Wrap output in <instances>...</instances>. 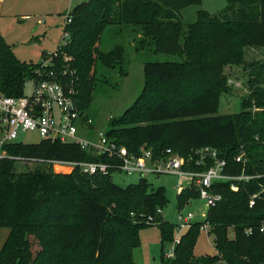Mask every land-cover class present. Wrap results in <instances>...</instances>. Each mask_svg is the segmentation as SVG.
<instances>
[{
    "label": "trees",
    "instance_id": "trees-1",
    "mask_svg": "<svg viewBox=\"0 0 264 264\" xmlns=\"http://www.w3.org/2000/svg\"><path fill=\"white\" fill-rule=\"evenodd\" d=\"M201 2L81 1L64 26L69 38L57 46L53 67L73 87L77 104L86 112L96 64L125 71L122 45L108 51L98 47L107 28L132 29L137 50L178 56V60L144 62L142 90L119 117L109 118L106 134L134 154L142 145L154 156L166 148L187 156L209 146L226 159L229 175L242 171L261 175L248 181L215 182L212 190L221 199L208 208L203 222L214 233L216 254L194 256L203 223L194 221L168 264H264V231L259 230L264 223V193L249 206L250 196L264 185V62L244 61L246 47H264V0H226L221 11L198 9L195 22L183 23L181 9ZM233 63L248 70V91L239 112L217 114L220 97L231 89L225 69ZM37 65L20 60L0 37V95L21 96ZM3 149L0 229L8 232L0 264H135L138 228L151 224L158 225L161 243L171 241L175 224L163 221L157 212L167 201L164 189H149L143 177L123 188L112 183L110 173L88 174L78 167L54 172L50 166L16 172L14 167L17 159L106 161L105 155L51 140L16 141ZM240 151L245 163L235 160ZM233 182L237 190L230 188ZM197 195L192 186L177 191L178 209Z\"/></svg>",
    "mask_w": 264,
    "mask_h": 264
},
{
    "label": "rangeland",
    "instance_id": "rangeland-1",
    "mask_svg": "<svg viewBox=\"0 0 264 264\" xmlns=\"http://www.w3.org/2000/svg\"><path fill=\"white\" fill-rule=\"evenodd\" d=\"M84 0H45L43 6L33 7L21 5L17 7L18 14L23 17L11 18V24L7 27L5 18L2 20V29L10 28L6 39L13 45L14 54L24 61L39 62L44 54L49 55L56 51L60 42L67 39L63 35L65 26V15L71 13L72 8ZM226 0H202L200 5H187L181 9L180 19L188 24L197 19V10L203 9L210 13H217L224 9ZM32 8V9H31ZM33 11H36L33 13ZM123 30V31H121ZM119 30L117 27H109L103 31L98 47L103 51L110 50L113 46L120 44L124 48L125 64L124 72L120 67L107 68L100 63L96 64L95 81L92 89V100L86 109V113L92 118V135L99 131H107L109 118L119 117L138 96L144 85V62L178 60V56L154 53L150 49L137 50L134 47L135 37L132 29ZM119 31V32H118ZM121 31V32H120ZM63 36V37H62ZM134 36V37H133ZM245 64L250 62H264V47H246L244 50ZM243 64H232L226 67L225 74L231 89L219 99L217 114H229L239 112L241 99L247 93L246 84L247 71ZM30 80L25 83L24 90L29 92ZM16 141L22 143H37L40 137L35 132H19ZM54 172H70L69 167L63 168L53 166L45 162L35 160L17 159L14 163L16 172L44 170L48 167ZM141 178L137 172L125 173L113 171L110 174L112 183L119 187L136 183ZM146 179L149 189L162 187L167 199L161 207L160 217L163 221L175 224L177 222V189L178 176L173 173H147ZM185 180L183 179V184ZM205 207L201 201L187 199L180 211H192L194 220H201L200 212ZM6 228L0 229V248L6 238ZM228 238H233V229L227 231ZM140 245L133 252L135 264H168L170 260L163 257V252L169 248V241H160V229L157 224L144 225L138 228ZM163 244V245H162ZM193 253L195 257L201 255H214V233L207 229H201L196 240Z\"/></svg>",
    "mask_w": 264,
    "mask_h": 264
},
{
    "label": "built area",
    "instance_id": "built-area-1",
    "mask_svg": "<svg viewBox=\"0 0 264 264\" xmlns=\"http://www.w3.org/2000/svg\"><path fill=\"white\" fill-rule=\"evenodd\" d=\"M70 19V13L67 12L65 25L70 22ZM63 35L68 37L59 43L60 46L65 45L69 38L66 30H63ZM57 56V49L49 55L43 53L42 59L35 68V76L29 79L32 83L29 92L24 91L21 96L0 95V157L6 155L3 146L16 142L19 132H35L40 140L73 143L82 149L92 150L96 155H105L107 160H31L66 169L69 167V171L78 167L88 174H111L113 171H121L137 172L141 177L147 173L177 175V191L187 186L194 187L198 193L195 200L201 201L205 209L200 212L201 220H194L192 211L178 210L173 237L169 241V248L163 252V257L171 260L175 255L176 245L180 243L181 236L192 222H203L208 208L221 199L220 194L213 192V184L229 179L248 181L256 175L245 174L243 171L237 176L229 175L225 168L226 159L219 157L216 150L209 146L197 148L187 156H182L171 148H166L154 156L151 148L145 145L140 147L137 154L129 152L124 145L118 144L115 139L108 136L106 131H99L95 136L92 135V127H90L93 123L92 118L77 104L73 87L64 82L62 76L53 67ZM64 59L67 60L66 55ZM61 74L64 75L65 70ZM235 160L245 163L244 152L240 151L235 156ZM197 166H205V168L199 170L195 168ZM230 188L237 190L238 184L233 182ZM262 193H264V185L250 196L249 206H252L255 199ZM160 211L161 208H158L157 212L160 213ZM207 227L209 224L203 222L200 230ZM259 230L264 231V223Z\"/></svg>",
    "mask_w": 264,
    "mask_h": 264
},
{
    "label": "crops",
    "instance_id": "crops-1",
    "mask_svg": "<svg viewBox=\"0 0 264 264\" xmlns=\"http://www.w3.org/2000/svg\"><path fill=\"white\" fill-rule=\"evenodd\" d=\"M45 0H0V37L3 38L7 43L8 40L6 39L7 35L9 34V31L11 30L10 28H7V30L2 29V20L3 18L6 19L7 21V27L10 26L11 18H19L23 17L21 14H18V9L17 7L21 5H30L33 7H38V6H43ZM32 9V8H31ZM36 11H33L35 13ZM12 45V43H9ZM13 48V45H12ZM14 49V48H13ZM14 51V50H13ZM43 54V53H42ZM8 230L3 236V239L7 235Z\"/></svg>",
    "mask_w": 264,
    "mask_h": 264
}]
</instances>
